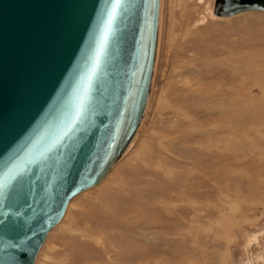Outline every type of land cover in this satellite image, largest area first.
<instances>
[{
  "label": "rangeland",
  "instance_id": "rangeland-1",
  "mask_svg": "<svg viewBox=\"0 0 264 264\" xmlns=\"http://www.w3.org/2000/svg\"><path fill=\"white\" fill-rule=\"evenodd\" d=\"M213 2L160 0L140 124L34 264H264V12Z\"/></svg>",
  "mask_w": 264,
  "mask_h": 264
},
{
  "label": "water",
  "instance_id": "water-1",
  "mask_svg": "<svg viewBox=\"0 0 264 264\" xmlns=\"http://www.w3.org/2000/svg\"><path fill=\"white\" fill-rule=\"evenodd\" d=\"M263 11L214 0L212 14ZM160 0H0V264H34L143 116Z\"/></svg>",
  "mask_w": 264,
  "mask_h": 264
},
{
  "label": "bare ground",
  "instance_id": "bare-ground-1",
  "mask_svg": "<svg viewBox=\"0 0 264 264\" xmlns=\"http://www.w3.org/2000/svg\"><path fill=\"white\" fill-rule=\"evenodd\" d=\"M211 12H212V11H211ZM248 12H249V11H248ZM159 13H160V12H159ZM213 16H214V15H212V17H213ZM220 18H222V17H220ZM157 37H158V34H157ZM154 64H155V63H154ZM128 146H129V145H128ZM128 146H127V147H128ZM94 186H96V185H94ZM94 186H93V187H94ZM68 205H69V203H68ZM68 205H67V206H68Z\"/></svg>",
  "mask_w": 264,
  "mask_h": 264
}]
</instances>
